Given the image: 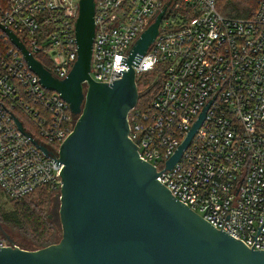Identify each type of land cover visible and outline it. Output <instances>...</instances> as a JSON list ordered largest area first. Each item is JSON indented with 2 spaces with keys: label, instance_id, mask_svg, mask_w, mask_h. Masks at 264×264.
<instances>
[{
  "label": "built area",
  "instance_id": "1",
  "mask_svg": "<svg viewBox=\"0 0 264 264\" xmlns=\"http://www.w3.org/2000/svg\"><path fill=\"white\" fill-rule=\"evenodd\" d=\"M94 3L89 76L104 83L128 70L121 58L127 62L131 46L167 4L153 42L132 64L136 84L144 74L152 77L150 93L139 94L128 112V137L176 199L214 228L264 250V0ZM78 11L79 0H0V24L63 79L77 58ZM77 119L0 28V187L9 200L44 185L60 190L59 147ZM6 246L18 245L0 228V247Z\"/></svg>",
  "mask_w": 264,
  "mask_h": 264
},
{
  "label": "water",
  "instance_id": "2",
  "mask_svg": "<svg viewBox=\"0 0 264 264\" xmlns=\"http://www.w3.org/2000/svg\"><path fill=\"white\" fill-rule=\"evenodd\" d=\"M94 4V0H79L77 58L63 79L52 76L0 24L41 84L58 92L78 115L58 153L63 165L60 239L34 250L0 247V264H264V250L248 247L214 228L176 199L157 178L155 167L139 157L137 146L128 137L127 115L139 97L132 64L137 66L153 42L169 2L131 46L127 62L121 58L120 65H127L128 70H119L122 77L112 83L96 82L89 76ZM206 109L167 160V169L189 144ZM38 146L49 155L44 146Z\"/></svg>",
  "mask_w": 264,
  "mask_h": 264
},
{
  "label": "trees",
  "instance_id": "3",
  "mask_svg": "<svg viewBox=\"0 0 264 264\" xmlns=\"http://www.w3.org/2000/svg\"><path fill=\"white\" fill-rule=\"evenodd\" d=\"M37 58L46 68H49L48 63L42 56L38 55ZM147 75H149V73L144 74V76ZM144 76L142 79L137 80L138 86H140V83L141 86L145 85L147 78L143 80ZM44 189L55 190L49 185L41 186L34 190L31 194L19 200H10L12 202V209L10 211L0 212V223L14 225L29 236L30 243L34 247L31 250L45 247L56 241V228L49 220L45 210L46 203L44 197L46 196V193L43 191L41 192V190ZM39 191V197L30 198ZM40 197H43V199L40 200ZM28 198H30V200H27ZM15 243L21 248L30 249L17 242Z\"/></svg>",
  "mask_w": 264,
  "mask_h": 264
},
{
  "label": "rangeland",
  "instance_id": "4",
  "mask_svg": "<svg viewBox=\"0 0 264 264\" xmlns=\"http://www.w3.org/2000/svg\"><path fill=\"white\" fill-rule=\"evenodd\" d=\"M151 77H152L151 75L144 76L143 80L147 78L144 86H141V83L139 82L140 86L137 85L139 94L144 95V94L150 93V90L148 91V89L150 88L146 84L148 83V85H150L151 81L149 82L148 79H150ZM42 191L46 193V196L44 197V200L46 203L45 210L47 212L46 214L49 220L54 224L56 228L57 236H56L55 242H57L61 237V225H60L59 215H58L59 204H60V200H59L60 192L58 190L55 191L51 189L49 190L44 189V190H41V192ZM39 193L40 191L35 193L30 198L39 197ZM30 198H28L27 200H30ZM42 199L43 197H40V200ZM11 209H12V202L7 198V196L5 195V193L0 187V212L10 211ZM0 228L3 231V233L7 235L11 240L21 244L22 246L28 247L30 249L34 248L33 245H31L30 243L29 236L25 234L22 230L18 229L16 226L0 223Z\"/></svg>",
  "mask_w": 264,
  "mask_h": 264
}]
</instances>
